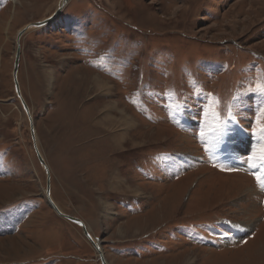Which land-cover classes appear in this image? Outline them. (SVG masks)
Segmentation results:
<instances>
[{
    "label": "rangeland",
    "instance_id": "1",
    "mask_svg": "<svg viewBox=\"0 0 264 264\" xmlns=\"http://www.w3.org/2000/svg\"><path fill=\"white\" fill-rule=\"evenodd\" d=\"M58 1L0 0V264H101L46 167L108 264H264V0H70L25 33L42 167L12 73Z\"/></svg>",
    "mask_w": 264,
    "mask_h": 264
},
{
    "label": "water",
    "instance_id": "2",
    "mask_svg": "<svg viewBox=\"0 0 264 264\" xmlns=\"http://www.w3.org/2000/svg\"><path fill=\"white\" fill-rule=\"evenodd\" d=\"M69 1L70 0H60V3L58 5L57 10L50 17H48L47 19H45L43 21L27 25L21 31L18 32L17 37H16V43L17 44H16V52H15V57H14L13 73H12L13 82H14V90H15L16 96H17V98H18V100H19V102H20V104L22 106V109L24 110L25 115H27V118H28L27 120H28V124H29V132H30L31 138H32L33 143H34L33 144L34 148L36 146L35 145L36 141H35V129H34L33 118L29 117V115H30L29 112H28L29 108L25 104V101H23V99L21 97V94L19 92V83H18V79H17V72H18L19 61H20V40H21V37L25 33H27L28 31L43 28V27L47 26L48 24H50L51 22H53L56 19V17L60 14V12L63 9V7ZM35 153H36V156H37V159H38L39 163L41 165H44L43 161H42V159L40 157L39 151L36 148H35ZM49 179H50V177H47L48 182H46V184H47L46 191H47V198H48L49 207H51L56 212V214L59 217H61L62 219L79 226L81 228V231L84 234V236L89 240V242L93 246V249L96 251V254H97V257L99 259V262L101 264H106L99 245L98 244H94L90 240V237H89V235H88V233L86 231V228H85V225L83 224V222L80 219L76 218V217L62 214L56 209V207L54 205V202L50 199V194H49L50 183H49ZM99 249H100V251H99Z\"/></svg>",
    "mask_w": 264,
    "mask_h": 264
},
{
    "label": "bare ground",
    "instance_id": "3",
    "mask_svg": "<svg viewBox=\"0 0 264 264\" xmlns=\"http://www.w3.org/2000/svg\"><path fill=\"white\" fill-rule=\"evenodd\" d=\"M14 2L13 3H16V0H13ZM12 3V4H13ZM59 3H60V0L56 3L57 5H56V7H55V10H54V12L57 10V8H58V5H59ZM45 7V6H44ZM65 7V6H64ZM63 7V8H64ZM244 8V7H243ZM256 10V9H255ZM61 11H63V9L61 10ZM124 11V10H123ZM53 12V13H54ZM52 13V14H53ZM61 13V12H60ZM242 13H244V11L242 10V12L240 13V15L242 14ZM51 14V15H52ZM50 15V16H51ZM49 16V17H50ZM132 17H134V16H132ZM48 18V17H47ZM47 18H44V19H41V20H39V21H37V22H40V21H43V20H45V19H47ZM11 19V18H10ZM56 19H57V17H56ZM36 22V23H37ZM242 22V21H241ZM245 22V21H244ZM32 24H34V23H32ZM30 25V24H29ZM27 26V25H26ZM25 26V27H26ZM23 29V28H22ZM21 29V30H22ZM255 29V28H254ZM20 30V31H21ZM253 30V29H252ZM189 49V48H188ZM19 92H20V94H21V91H20V87H19ZM21 97H22V95H21ZM23 99V98H22ZM23 101H24V99H23ZM26 104V103H25ZM27 105V104H26ZM24 111V110H23ZM29 112V111H28ZM110 112V111H109ZM29 114H30V112H29ZM182 116V115H181ZM29 117L31 118L32 116H31V114L29 115ZM26 118H27V115H26ZM28 119V118H27ZM114 122V121H113ZM115 123V122H114ZM103 125V124H102ZM108 127V126H107ZM168 128V127H167ZM133 129V128H132ZM125 134V133H124ZM109 136V135H108ZM111 137H112V140H111V146H112V148H120V146H121V141L123 140V137H124V135L123 134H117V137H116V135H115V133H113V134H111ZM110 137V138H111ZM89 138V137H88ZM109 138V137H108ZM129 138V137H128ZM117 139L119 140V141H117ZM128 140V139H127ZM35 141H36V143H35V148L39 151V154H41L40 153V150H39V144H38V142H37V135H36V133H35ZM240 141H243V142H246L247 143V139L242 135H240L239 137H238V139H237V143H239ZM128 142V141H127ZM130 142V141H129ZM242 142V143H243ZM133 143V142H132ZM239 146V145H238ZM241 146V145H240ZM189 147V146H188ZM235 147V146H234ZM240 149V148H239ZM243 150V149H242ZM40 157H41V159H42V161H43V164L45 165V163H44V160H43V157H42V155H40ZM42 166V165H41ZM43 167V166H42ZM47 169V167L45 168V170H43V172L45 173V171H46V182H48V180H47V177H49V172H48V170H46ZM49 183H50V180H49ZM46 187H47V184H46ZM164 187V186H163ZM162 187V188H163ZM168 188V187H167ZM166 188V190H168ZM163 189H165V188H163ZM171 189V188H170ZM165 190V191H166ZM172 191V190H171ZM168 192H170L169 190H168ZM159 193V192H158ZM49 194H50V187H49ZM218 194V193H217ZM264 197V196H263ZM45 199H46V203H47V205L49 204L48 203V198H47V191H46V189H45ZM50 199L54 202V205H55V207H56V209L60 212V213H62V214H65L64 212H63V210L60 208V206L51 198V196H50ZM190 204V203H189ZM189 205H187V207H188ZM48 207H49V205H48ZM173 207V206H172ZM186 207V208H187ZM194 207V206H193ZM192 207V208H193ZM50 209H52L51 207H49ZM140 208V207H139ZM185 208V209H186ZM190 208H191V205H190ZM189 208V209H190ZM191 208V209H192ZM213 208V207H212ZM137 209H138V207H137ZM190 209V210H191ZM53 210V209H52ZM135 210V209H134ZM172 210H173V208H172ZM217 210V209H216ZM215 210V211H216ZM141 211V210H140ZM185 212H188V210L186 211V210H184ZM53 212H55L54 210H53ZM169 212V211H168ZM183 212V211H182ZM217 212V211H216ZM56 213V212H55ZM165 213H167V212H165ZM192 213V212H191ZM191 213H189V214H191ZM188 214V215H189ZM65 215H67V214H65ZM69 216H71V215H69ZM176 216V215H175ZM187 219H189V218H187ZM191 219V218H190ZM206 220V219H205ZM204 220V221H205ZM185 221V220H184ZM202 221V220H201ZM70 223V222H69ZM185 223H186V221H185ZM189 223V222H188ZM194 223H197V222H194ZM202 223V222H201ZM83 224L85 225V223L83 222ZM203 224V223H202ZM206 224V223H205ZM205 224H203V225H205ZM208 224V223H207ZM206 224V225H207ZM173 225V224H172ZM191 225V224H190ZM246 226V225H245ZM88 226H86L85 225V228H86V231H87V233H88V235H89V237H90V240L94 243V244H98L99 245V247H100V249H101V246H100V243L97 241V240H95L92 236H91V234H90V229H88L87 228ZM183 227V226H182ZM186 227V226H185ZM193 228V227H192ZM204 228V227H203ZM207 228V227H206ZM181 229V228H180ZM185 229V228H184ZM200 229H202L201 227H200ZM82 235H83V237L86 239V241H87V243H89L90 245H91V243L89 242V240L84 236V234L82 233ZM252 236V235H251ZM180 244V243H179ZM158 246V245H157ZM91 247L93 248V246L91 245ZM160 248V247H159ZM100 249H99V251H100ZM95 251V250H94ZM96 252V251H95ZM101 252H102V254H103V258H104V260H105V262H106V264H108V262H107V260H106V258H105V255H104V252H103V249H101ZM98 258V257H97ZM99 260V259H98Z\"/></svg>",
    "mask_w": 264,
    "mask_h": 264
},
{
    "label": "snow or ice",
    "instance_id": "4",
    "mask_svg": "<svg viewBox=\"0 0 264 264\" xmlns=\"http://www.w3.org/2000/svg\"><path fill=\"white\" fill-rule=\"evenodd\" d=\"M178 105L173 109V112L177 111L178 109ZM256 167L255 165L253 164H248V168L249 169H252ZM254 178L256 180V186L257 188L261 191V192H264V178H262V175H254Z\"/></svg>",
    "mask_w": 264,
    "mask_h": 264
},
{
    "label": "crops",
    "instance_id": "5",
    "mask_svg": "<svg viewBox=\"0 0 264 264\" xmlns=\"http://www.w3.org/2000/svg\"><path fill=\"white\" fill-rule=\"evenodd\" d=\"M91 231V230H90Z\"/></svg>",
    "mask_w": 264,
    "mask_h": 264
}]
</instances>
